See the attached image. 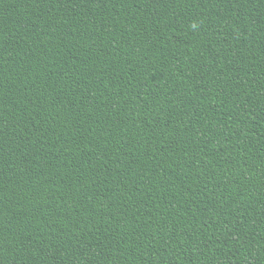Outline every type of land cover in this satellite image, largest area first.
I'll return each instance as SVG.
<instances>
[{
	"label": "trees",
	"instance_id": "16d2710c",
	"mask_svg": "<svg viewBox=\"0 0 264 264\" xmlns=\"http://www.w3.org/2000/svg\"><path fill=\"white\" fill-rule=\"evenodd\" d=\"M0 264H264V0H0Z\"/></svg>",
	"mask_w": 264,
	"mask_h": 264
}]
</instances>
